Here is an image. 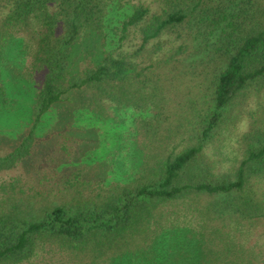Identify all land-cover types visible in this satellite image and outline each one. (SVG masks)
<instances>
[{
  "label": "trees",
  "instance_id": "obj_1",
  "mask_svg": "<svg viewBox=\"0 0 264 264\" xmlns=\"http://www.w3.org/2000/svg\"><path fill=\"white\" fill-rule=\"evenodd\" d=\"M146 1L0 0L1 43L19 42L23 74L41 75L33 125L0 175L75 90L97 120L121 116L143 153L135 178L108 188L1 185L0 264H264V0ZM91 33L102 56L76 68ZM242 122L222 170L206 150Z\"/></svg>",
  "mask_w": 264,
  "mask_h": 264
},
{
  "label": "rangeland",
  "instance_id": "obj_2",
  "mask_svg": "<svg viewBox=\"0 0 264 264\" xmlns=\"http://www.w3.org/2000/svg\"><path fill=\"white\" fill-rule=\"evenodd\" d=\"M5 14L0 7V20ZM138 43L131 32L125 47L132 49ZM103 49L101 33L82 36L75 49L76 68L84 60L98 59ZM27 61L20 53L19 42L3 45L0 41V157L20 144L34 122L41 75L28 79L22 72ZM111 117L110 121H99L91 114L87 90L70 92L43 116L31 154L13 169L2 172L0 187L10 182L26 194H54L76 178L105 188L134 179L143 160L139 148L142 137H128L122 117L115 112ZM247 127L248 123L242 122L219 146L206 150L222 170L230 168L232 158L239 154L238 139Z\"/></svg>",
  "mask_w": 264,
  "mask_h": 264
}]
</instances>
